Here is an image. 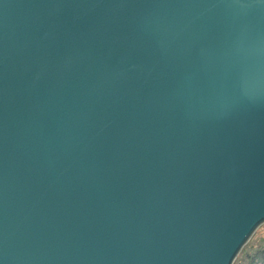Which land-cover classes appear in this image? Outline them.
Returning <instances> with one entry per match:
<instances>
[{
    "label": "water",
    "instance_id": "water-1",
    "mask_svg": "<svg viewBox=\"0 0 264 264\" xmlns=\"http://www.w3.org/2000/svg\"><path fill=\"white\" fill-rule=\"evenodd\" d=\"M264 226V0H0V264H235Z\"/></svg>",
    "mask_w": 264,
    "mask_h": 264
},
{
    "label": "trees",
    "instance_id": "trees-1",
    "mask_svg": "<svg viewBox=\"0 0 264 264\" xmlns=\"http://www.w3.org/2000/svg\"><path fill=\"white\" fill-rule=\"evenodd\" d=\"M247 247L236 260L235 264H264V245L248 250Z\"/></svg>",
    "mask_w": 264,
    "mask_h": 264
},
{
    "label": "rangeland",
    "instance_id": "rangeland-1",
    "mask_svg": "<svg viewBox=\"0 0 264 264\" xmlns=\"http://www.w3.org/2000/svg\"><path fill=\"white\" fill-rule=\"evenodd\" d=\"M262 244L264 245V226L256 233L254 238L251 240L248 245L247 251H250Z\"/></svg>",
    "mask_w": 264,
    "mask_h": 264
}]
</instances>
